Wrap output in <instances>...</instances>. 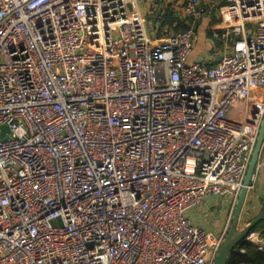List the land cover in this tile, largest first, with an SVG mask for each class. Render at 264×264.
Segmentation results:
<instances>
[{
    "label": "built area",
    "instance_id": "2783aa9c",
    "mask_svg": "<svg viewBox=\"0 0 264 264\" xmlns=\"http://www.w3.org/2000/svg\"><path fill=\"white\" fill-rule=\"evenodd\" d=\"M158 1L0 0V264L213 263L187 214L242 188L264 101L226 114L264 88V0H223L214 65L203 0H171L183 30Z\"/></svg>",
    "mask_w": 264,
    "mask_h": 264
},
{
    "label": "crops",
    "instance_id": "0c3cea01",
    "mask_svg": "<svg viewBox=\"0 0 264 264\" xmlns=\"http://www.w3.org/2000/svg\"><path fill=\"white\" fill-rule=\"evenodd\" d=\"M161 1H164L166 5L162 10L169 8L170 12L174 13L171 0L170 4L166 0H160L158 2ZM220 2L221 0H203L199 5V9L202 11L203 15L195 24L194 48L189 58L190 62L207 61L211 65H214L220 61L224 54L230 53L231 43L227 44L224 42L225 40L222 38L223 32L218 27L220 21ZM154 7L155 5L152 4V2H148L142 9L149 23L155 21V16L159 13ZM213 39L215 42H213ZM263 101L264 88H261L253 93L247 101L233 106L227 112L226 116L234 122H251L255 104ZM263 210L264 141L262 143L251 186L247 191L238 223L235 226V232L237 234L242 232L253 220L260 216ZM231 211V200L208 197L200 206L191 210L187 216L193 225L216 235L224 234L225 238L230 227L234 210L230 216ZM249 234L252 235L251 238H254L256 242L249 243L253 245H264V241L261 239L264 238V231H251Z\"/></svg>",
    "mask_w": 264,
    "mask_h": 264
},
{
    "label": "water",
    "instance_id": "95a60500",
    "mask_svg": "<svg viewBox=\"0 0 264 264\" xmlns=\"http://www.w3.org/2000/svg\"><path fill=\"white\" fill-rule=\"evenodd\" d=\"M213 42H215L214 39H213ZM1 131L4 134V132L6 131V128L2 127ZM263 141H264V112H263V116L261 118V122L258 128L255 145L252 150L250 160L247 166V170H246L245 177L243 180V185L239 192V195H238L235 207H234L229 230L212 264H226L228 261L229 255L238 247L239 243L243 240H246V237L251 232V230L255 226H257L258 224L264 221V210H263L260 216L256 218L255 220H253L242 232L238 234L235 232V226L238 223L241 209H242L247 191L250 188L251 183H252V179L254 176V172L256 169V165L258 162V157L260 154Z\"/></svg>",
    "mask_w": 264,
    "mask_h": 264
},
{
    "label": "trees",
    "instance_id": "16d2710c",
    "mask_svg": "<svg viewBox=\"0 0 264 264\" xmlns=\"http://www.w3.org/2000/svg\"><path fill=\"white\" fill-rule=\"evenodd\" d=\"M214 1V0H211ZM220 1V0H218ZM221 0L219 7L224 5ZM164 14L160 20H156L160 28L168 27L174 30H183L186 23L180 18L179 13L170 12L169 8L162 10ZM161 33L156 35L160 39ZM264 231V221L255 226L251 231ZM226 264H264V245H253L243 240L239 243L238 247L229 255Z\"/></svg>",
    "mask_w": 264,
    "mask_h": 264
},
{
    "label": "rangeland",
    "instance_id": "374dc122",
    "mask_svg": "<svg viewBox=\"0 0 264 264\" xmlns=\"http://www.w3.org/2000/svg\"><path fill=\"white\" fill-rule=\"evenodd\" d=\"M152 4L155 5L154 8L157 9L159 13H160V11H161L163 8L166 7L164 1H161V2H152ZM139 7H140L141 9H143V7H145V5H144V4H140ZM174 12H175V10H174ZM179 16H180V14H179ZM261 239H262V241H264V238H261Z\"/></svg>",
    "mask_w": 264,
    "mask_h": 264
}]
</instances>
